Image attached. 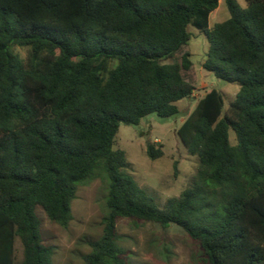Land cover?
Returning <instances> with one entry per match:
<instances>
[{
  "label": "trees",
  "instance_id": "1",
  "mask_svg": "<svg viewBox=\"0 0 264 264\" xmlns=\"http://www.w3.org/2000/svg\"><path fill=\"white\" fill-rule=\"evenodd\" d=\"M219 2L0 0V264H53L37 208L67 227L78 186L98 176L108 214L84 264H130L120 219L181 228L202 264H264V0H225L230 18L210 27ZM190 26L209 42L203 68L240 89L224 115L212 89L185 118L177 132L199 169L160 208L114 144L121 123L181 115L177 103L196 90L182 73L191 54L166 61L190 43ZM146 152L163 156L150 143Z\"/></svg>",
  "mask_w": 264,
  "mask_h": 264
},
{
  "label": "rangeland",
  "instance_id": "2",
  "mask_svg": "<svg viewBox=\"0 0 264 264\" xmlns=\"http://www.w3.org/2000/svg\"><path fill=\"white\" fill-rule=\"evenodd\" d=\"M246 6V0H237ZM230 18L225 0L209 19L212 27ZM191 41L183 46L167 63L181 62L183 53L191 54L192 67L183 71L185 79L196 88L193 96L177 103L181 115L161 118L151 114L139 126L120 124L114 149L126 154L127 172L154 203L165 208L169 201L180 197L187 189L199 169V159L188 152L178 135L185 118L195 109L198 101L212 89L219 91L224 100L223 115L229 104L236 99L240 86L217 78L203 68L209 50L206 36L190 26ZM14 51L26 58L28 49L15 47ZM108 69L116 66L110 61ZM230 141L235 145V134L230 131ZM161 147L163 156L151 159L147 145ZM108 180L105 176L92 178L78 186L72 202V219L67 227L52 222L45 211L38 207L36 213L41 222V235L45 244L54 246L53 264H84L83 256L92 251L90 241L99 240L104 233V218L107 208ZM117 228L122 235V245L128 251L130 264H202V253L187 233L177 226L163 228L154 222L120 219ZM23 259V246L19 238L15 241V261Z\"/></svg>",
  "mask_w": 264,
  "mask_h": 264
}]
</instances>
